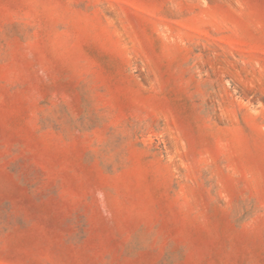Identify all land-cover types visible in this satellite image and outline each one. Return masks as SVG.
Masks as SVG:
<instances>
[{"label": "rangeland", "instance_id": "374dc122", "mask_svg": "<svg viewBox=\"0 0 264 264\" xmlns=\"http://www.w3.org/2000/svg\"><path fill=\"white\" fill-rule=\"evenodd\" d=\"M0 264H264V0H0Z\"/></svg>", "mask_w": 264, "mask_h": 264}]
</instances>
